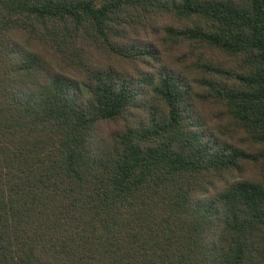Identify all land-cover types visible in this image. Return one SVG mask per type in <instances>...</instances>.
<instances>
[{
    "label": "trees",
    "instance_id": "trees-1",
    "mask_svg": "<svg viewBox=\"0 0 264 264\" xmlns=\"http://www.w3.org/2000/svg\"><path fill=\"white\" fill-rule=\"evenodd\" d=\"M0 264H264V0H0Z\"/></svg>",
    "mask_w": 264,
    "mask_h": 264
}]
</instances>
